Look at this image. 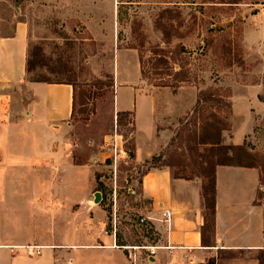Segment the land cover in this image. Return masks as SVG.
Listing matches in <instances>:
<instances>
[{
    "label": "crops",
    "instance_id": "1",
    "mask_svg": "<svg viewBox=\"0 0 264 264\" xmlns=\"http://www.w3.org/2000/svg\"><path fill=\"white\" fill-rule=\"evenodd\" d=\"M27 44L28 27L22 19L13 21L9 34L0 35V264H264L260 169L241 166L215 169L210 246L201 241L200 179L174 178L165 166L141 176L146 217L159 238L153 255L137 253L133 262L104 229L105 212L94 200L93 166L75 161L76 145L70 143L72 86L28 81ZM131 59L130 64L123 55L116 56L115 89L128 92L125 98L115 90L111 116L133 112L134 161L143 163L160 151L159 122L167 115L187 114L195 95L180 98L185 86L173 91L158 87L166 93L136 88L141 81L137 53ZM137 99L145 104L144 116L135 112ZM117 138L120 152L123 140ZM84 170L91 175L85 199L78 200ZM95 208L102 214L97 221ZM165 210L171 213L168 222L162 221ZM27 246H39V253Z\"/></svg>",
    "mask_w": 264,
    "mask_h": 264
},
{
    "label": "rangeland",
    "instance_id": "2",
    "mask_svg": "<svg viewBox=\"0 0 264 264\" xmlns=\"http://www.w3.org/2000/svg\"><path fill=\"white\" fill-rule=\"evenodd\" d=\"M14 1L0 0V35L11 32L14 20H24L28 42L32 47H41L47 61L40 71L58 69L60 73L48 75L74 80L90 93L85 111L70 119V143L76 145V162L89 163L94 173H101L99 181L104 189L97 191L98 205L105 212L104 229L108 234L116 229L125 244L122 246L155 245L159 232L149 220L140 221L146 217L147 205L139 193V180L151 160L136 163L126 147L113 159L107 146L115 129L126 139L134 130L133 112L126 116L124 125L111 116L116 56L123 55L131 64L137 53L133 47L164 46L161 27L169 24L164 9L177 15L172 23L177 26L174 31L178 36L169 46L183 44L190 51L176 56V61L197 76L198 87L184 85L187 88L180 98L191 100L195 95L196 99L198 89L212 86L228 96L231 109L207 106L204 114L192 117L193 104L183 116L167 115L159 122L158 154L183 159L184 145L176 135L198 128L214 111L226 122L223 143L245 144L260 165L259 196H264V0H25L13 5ZM136 88L168 91L145 81ZM125 89L128 92V88L116 90L117 96L126 98ZM141 111H145V104L137 99V116H144ZM128 141L125 144L129 147ZM89 175L90 171L84 170L78 200L85 199ZM82 206L81 213L85 212ZM94 212L97 221L102 214L96 208ZM136 252L147 254L145 249Z\"/></svg>",
    "mask_w": 264,
    "mask_h": 264
},
{
    "label": "trees",
    "instance_id": "3",
    "mask_svg": "<svg viewBox=\"0 0 264 264\" xmlns=\"http://www.w3.org/2000/svg\"><path fill=\"white\" fill-rule=\"evenodd\" d=\"M21 0H15L20 3ZM163 15L169 19V24L161 27L164 46H155L150 49H141L133 47L137 51L139 70L141 81L147 82L153 87H169L172 90L184 85H195L197 76L191 74V69L184 67V64L177 63V57L183 53H190L183 44L176 47H170L173 37H177L174 31L173 21L177 15L171 9H164ZM148 52L144 55V52ZM47 65L45 56L41 47H32L27 44L25 72L26 79L32 82L44 83H66L72 86V109L71 117L76 114L83 113L87 104L86 100L90 97V93L85 87H82L74 80H63L48 75L58 74V69L51 68L49 73H42L40 70ZM40 71V72H39ZM99 88V87H98ZM221 91L216 87H206L198 89L195 103L192 109V117L198 114H204L207 106L220 110L230 111L231 104ZM78 106H80L78 108ZM132 112H118L116 121L119 125L126 124V116ZM227 129L226 122L214 111L210 116L205 117L198 128L180 131L176 136L183 142L185 149V157L177 159L173 156L164 158L162 153L156 154L150 158L151 165L144 169L141 173L143 176L151 168L169 167L172 169L174 178L193 179L198 177L201 181L202 196V216L203 224L200 228L201 241L204 245L214 243L215 234V169L217 166H241L260 168L253 154L248 150L245 144H224L222 141V132ZM121 134V133H120ZM123 149H129V156L134 159V139L129 133L128 138L123 134ZM129 140V147L125 144ZM106 164L110 163L106 159ZM148 163V160L145 162ZM187 172V173H186ZM101 173L95 172L94 178L96 182V191L103 190L104 187L99 181ZM141 177L139 180L140 193ZM109 211L107 217L109 218ZM108 232V230H107ZM116 244L118 246L125 245L120 240V235L115 234ZM135 245V244H131Z\"/></svg>",
    "mask_w": 264,
    "mask_h": 264
},
{
    "label": "built area",
    "instance_id": "4",
    "mask_svg": "<svg viewBox=\"0 0 264 264\" xmlns=\"http://www.w3.org/2000/svg\"><path fill=\"white\" fill-rule=\"evenodd\" d=\"M117 137H122V135L117 132V130L115 129L114 131V134H112L110 136V139L107 143V146L110 148V151L112 152L111 153V157L113 156V159H116L117 156H118V153H119V149L117 147ZM123 140V138H122ZM170 211L168 210H165L163 213H162V221L163 222H168L170 220ZM145 220H149L148 217H144V218H141L140 221L141 222H144ZM150 221V220H149ZM116 234V229L113 231V235L115 236ZM29 249H36L35 250V253L38 254L39 253V246H27ZM122 248L126 249L128 251V255L129 257L131 258V260L134 262L135 259H136V256L137 255V252L136 250L138 251V249H145L147 250V254L146 256H150V255H153L155 250H154V245H148V246H140V247H136V246H121ZM139 253V252H138Z\"/></svg>",
    "mask_w": 264,
    "mask_h": 264
},
{
    "label": "water",
    "instance_id": "5",
    "mask_svg": "<svg viewBox=\"0 0 264 264\" xmlns=\"http://www.w3.org/2000/svg\"><path fill=\"white\" fill-rule=\"evenodd\" d=\"M99 198H100V193H99V191H96L95 193H94V200H95V202H99Z\"/></svg>",
    "mask_w": 264,
    "mask_h": 264
}]
</instances>
